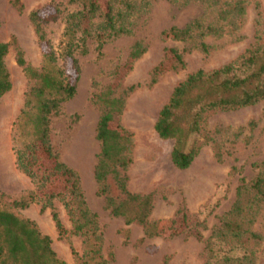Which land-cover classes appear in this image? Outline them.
Listing matches in <instances>:
<instances>
[{"label": "rangeland", "instance_id": "374dc122", "mask_svg": "<svg viewBox=\"0 0 264 264\" xmlns=\"http://www.w3.org/2000/svg\"><path fill=\"white\" fill-rule=\"evenodd\" d=\"M50 1L60 2L65 12L75 11L78 5L67 0H0V41H11L4 63L11 88L0 97V202H6L33 189L29 178L15 166L11 136L23 102L27 79L14 61V46L21 49L24 59L33 67L40 64V48L28 20L31 9H44ZM136 4L140 0H134ZM147 9L134 12L132 32L106 39L100 49L88 39L87 52L76 54L79 79L74 96L63 103L59 113L49 121V143L58 159L79 176L81 190L88 208L96 214L102 234V254L112 256L111 264H204V243L236 199L239 177L249 182L258 171L255 163L264 159V97L254 104L233 110L207 113L200 140L207 138L191 163L178 169L170 161L172 139H161L153 130L157 112L172 88L185 76L203 69L217 68L264 41V0H245L241 21L236 29L222 34L207 35L202 40L209 45L206 53L196 47L198 38L187 41L162 38L160 32L169 26L181 27L194 18L215 20V12L199 3L148 0ZM61 19L45 24L51 43L61 39ZM134 42L145 50L128 62V52ZM174 47L181 52L184 66L169 69ZM158 67L156 75L153 69ZM116 72L121 87L131 84L121 114L120 124L132 133L131 162L126 169L127 188L135 193H152L150 220H163L159 234L143 236V227L135 221L125 224L121 216H112L96 193L93 167L98 150L94 128L99 113L92 95L106 86ZM154 74V75H153ZM155 78L151 82V78ZM205 136V137H204ZM41 167H47L42 160ZM109 193L117 196L114 184L108 180ZM251 201V194L244 200ZM245 201H243L244 203ZM52 207L65 228L63 239H57L53 221L46 208L39 204L13 208L18 215L32 219L40 232L51 234L57 246L74 251L75 264L85 258L82 237L71 233L70 221L59 201ZM245 205V203L243 204ZM180 209L178 213L175 212ZM183 213L184 217L180 214ZM246 233L237 238L225 237L219 253L242 256L246 264H264V199L245 205L239 216H232ZM98 264V259L91 262ZM104 264V263H100Z\"/></svg>", "mask_w": 264, "mask_h": 264}, {"label": "trees", "instance_id": "16d2710c", "mask_svg": "<svg viewBox=\"0 0 264 264\" xmlns=\"http://www.w3.org/2000/svg\"><path fill=\"white\" fill-rule=\"evenodd\" d=\"M170 2L199 3L215 12V20L194 18L181 27L169 26L162 30V38L187 41L198 38L196 47L206 53L209 49L202 38L234 30L241 21L245 0H168ZM75 3V11L65 12L60 2L50 1L44 9L28 12V20L40 48V64L33 67L24 59L21 49L14 46L15 64L21 67L27 86L23 102L13 122L11 136L15 166L26 175L33 189L6 202H0V264H75L59 258L51 246L49 235L40 232L30 218L18 215L13 208H24L30 203L39 204L38 211L49 209L57 239H63L65 228L52 207L51 201H59L70 221L71 233L82 237L85 258L83 264H111V253L102 254V234L96 214L91 211L81 190L78 174L60 161L49 143V121L56 116L63 103L71 99L79 79L76 54L87 52L88 39L100 49L111 37L132 32L137 7L145 10L148 0H67ZM13 4L21 8L19 0ZM62 20L61 39L54 46L47 37L45 24ZM13 41V40H11ZM11 41H0V97L11 88L4 58ZM145 50L140 42H134L128 52V62L138 58ZM170 55L169 69L184 66L182 54L174 47L166 49ZM158 67L153 69L155 75ZM153 74V75H154ZM151 78V82L154 81ZM135 88L134 84L121 87L115 70L111 81L93 93V102L99 113L94 128L98 142L93 178L96 193L102 197L103 206L112 216H121L125 224L132 221L143 227V236L161 233L164 221L150 220L152 193H135L127 188L126 169L131 162L132 133L119 122L125 99ZM264 97V41L261 45L245 50L235 59L217 68L205 71L196 69L188 73L173 88L167 101L161 105L153 123V130L161 139H172L169 158L178 169L186 168L198 153L204 140L201 131L208 112L233 110L256 103ZM205 137V136H204ZM42 160L47 167H41ZM258 171L249 182L239 177L236 199L219 224L213 227L204 243V264H246L242 256L219 253L225 237L237 238L246 233L257 239L258 235L232 216H239L245 205L264 199V159L254 164ZM108 180L117 192L109 193ZM251 194V201L244 200ZM3 194L0 193V196ZM245 201V205H243ZM178 209L176 213H178ZM184 217V214H180ZM73 258L74 251L70 248Z\"/></svg>", "mask_w": 264, "mask_h": 264}, {"label": "crops", "instance_id": "0c3cea01", "mask_svg": "<svg viewBox=\"0 0 264 264\" xmlns=\"http://www.w3.org/2000/svg\"><path fill=\"white\" fill-rule=\"evenodd\" d=\"M48 235L51 238V234L48 233ZM58 244L54 243V241L51 238V246L54 249V251L56 252L57 256L59 258H61L62 260L68 262V263H73V258L71 256V253L69 252L67 246H63L61 244V246H57Z\"/></svg>", "mask_w": 264, "mask_h": 264}]
</instances>
